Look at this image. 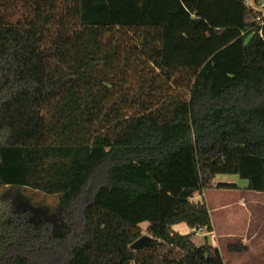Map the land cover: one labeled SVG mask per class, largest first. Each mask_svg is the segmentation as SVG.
<instances>
[{"label": "trees", "instance_id": "1", "mask_svg": "<svg viewBox=\"0 0 264 264\" xmlns=\"http://www.w3.org/2000/svg\"><path fill=\"white\" fill-rule=\"evenodd\" d=\"M262 16L248 0H0V264H225L194 237L212 230L205 194L239 190L218 176L264 193ZM11 188L58 196L61 226L15 210ZM145 222L156 243L135 251Z\"/></svg>", "mask_w": 264, "mask_h": 264}, {"label": "crops", "instance_id": "2", "mask_svg": "<svg viewBox=\"0 0 264 264\" xmlns=\"http://www.w3.org/2000/svg\"><path fill=\"white\" fill-rule=\"evenodd\" d=\"M257 11L264 13V0H249ZM217 182V180H215ZM226 183L237 185L241 192L248 191V186L240 188L237 183L224 180ZM244 190V191H242ZM197 197H200L198 199ZM201 201L203 197L196 195ZM211 212L212 230H203L194 239L201 238L204 243H194L202 246L205 243L218 248L224 258L225 264H250L251 255L264 254V203H206ZM215 215V216H214ZM174 230L182 235H188L191 230L187 225L181 224ZM242 244L245 248L242 252H232L229 246ZM226 252V253H225ZM190 264H200L191 261Z\"/></svg>", "mask_w": 264, "mask_h": 264}, {"label": "rangeland", "instance_id": "3", "mask_svg": "<svg viewBox=\"0 0 264 264\" xmlns=\"http://www.w3.org/2000/svg\"><path fill=\"white\" fill-rule=\"evenodd\" d=\"M216 180V183H224V180H229L237 183L240 188H245L249 185L248 180L241 179L236 175L218 176ZM8 192L11 193L13 199V208L17 211L28 210L31 215V221L34 223L42 220H49L54 224H57L58 227L61 226L62 223L59 217L60 205L58 196H50L31 189L22 190L11 188L6 194H8ZM3 197L5 198V196ZM197 198L200 199V197ZM205 200L206 203H264V193L214 190L205 194ZM141 226L145 231V235H148L147 228L149 224L145 222L142 223ZM194 241H197L198 243L205 242V240L203 241L201 238L194 239ZM249 262L250 264H264V254L251 255L249 257Z\"/></svg>", "mask_w": 264, "mask_h": 264}, {"label": "water", "instance_id": "4", "mask_svg": "<svg viewBox=\"0 0 264 264\" xmlns=\"http://www.w3.org/2000/svg\"><path fill=\"white\" fill-rule=\"evenodd\" d=\"M156 239L149 235H144L131 245V249L138 251L153 247Z\"/></svg>", "mask_w": 264, "mask_h": 264}, {"label": "built area", "instance_id": "5", "mask_svg": "<svg viewBox=\"0 0 264 264\" xmlns=\"http://www.w3.org/2000/svg\"><path fill=\"white\" fill-rule=\"evenodd\" d=\"M248 4H249V6H250L251 8H253V9H255V10H258V8H256V7L254 6V4L251 3V1H249V0H248ZM262 9H264V6H262ZM262 13H263V12H262ZM263 18H264V13H263V16H262V17H259V18H258V21H260L261 23H263ZM201 231H203V230H199L198 234H199Z\"/></svg>", "mask_w": 264, "mask_h": 264}]
</instances>
